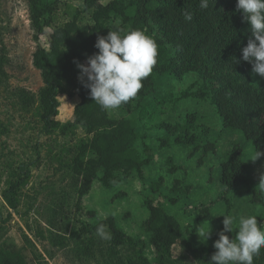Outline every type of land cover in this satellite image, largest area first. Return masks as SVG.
Instances as JSON below:
<instances>
[{
    "label": "rangeland",
    "instance_id": "1",
    "mask_svg": "<svg viewBox=\"0 0 264 264\" xmlns=\"http://www.w3.org/2000/svg\"><path fill=\"white\" fill-rule=\"evenodd\" d=\"M84 1L59 0L55 24L62 25L79 12L81 23L90 24L91 13L84 11ZM102 1L109 4L114 0ZM115 22L120 23L119 17ZM50 31L38 42L28 0H0V264H122V260L140 254L154 261L156 249L142 227L149 214L145 204L149 198H155L173 215L185 234L186 242L174 247L169 264H208L210 250H216L213 244L224 226L221 213L256 217L264 213V205L251 201L253 189L260 188L264 156L250 160L256 151L253 143L242 131L223 127L210 99L183 96L186 91L198 89L196 73H188L183 80L163 76L144 99L145 114L137 123L139 138L135 146L142 158H152L143 168V177L135 173L111 187L95 180L91 191L82 198V210H78L80 179L72 167L89 137L80 128H47L42 119L39 93L45 84L33 55L39 43L49 46ZM223 72L238 75L234 71H214L211 88L217 86L216 78ZM252 76L257 84L264 81L258 74ZM23 89L37 95L34 105L23 104ZM57 99L56 118L64 125L79 99L69 97L64 89ZM140 110L137 108V114ZM187 113L196 115L198 125L210 127L216 144L214 153L199 152L190 157L188 150L175 144L172 137L168 145L161 146L166 132L157 125L182 122ZM124 114L122 106L110 113L112 117ZM235 143L243 148L250 183L226 192L221 182V164ZM169 159L179 167L175 172H170ZM160 178L162 186L154 193L151 184ZM175 181L180 182L181 189L188 186V193L174 192ZM18 182L21 186L16 190L17 207L13 209L5 201L4 192ZM108 217H114L118 228L136 243L112 251L108 240L92 242L89 235L79 234L82 223L96 224ZM201 224L211 225L207 242L197 235L196 228ZM263 254L264 248L254 257V264H264Z\"/></svg>",
    "mask_w": 264,
    "mask_h": 264
},
{
    "label": "trees",
    "instance_id": "2",
    "mask_svg": "<svg viewBox=\"0 0 264 264\" xmlns=\"http://www.w3.org/2000/svg\"><path fill=\"white\" fill-rule=\"evenodd\" d=\"M58 1L28 0L31 23L36 31L35 40L39 42L40 37L51 30L49 46L39 43L33 61L45 84L39 93V102L46 127L80 128L89 137L82 143L81 152L72 167L74 175L80 179L78 210H82V198L91 191L95 180L111 187L135 173L143 177V168L152 158H142L135 146L139 138L137 123L145 114L144 99L163 76L183 80L188 73H196L200 81L198 89L186 91L183 96L210 99L224 128L242 131L255 150L264 151V81L257 84L252 76V64L242 59V48L247 45L251 33L243 14L236 11L237 0H210L207 10L199 9L198 0H114L109 4L102 0H85L84 11L91 13L92 22L82 24L79 12L62 25L54 21ZM185 10L193 13L191 22L183 18ZM116 17L120 23L115 22ZM116 27L144 31L156 41L158 57L151 75L143 80L138 95L121 105L126 114L112 117L94 102L89 96L90 90L78 79L80 70L76 61L87 63V57L98 51L95 48L97 37L107 35L110 28L115 30ZM220 70L234 71L238 75L220 73L216 78L217 86L211 88L209 82L214 78V71ZM61 89L69 97L77 96L79 99L70 120L64 125L56 118L57 95ZM20 92L24 105L36 103V94L25 89ZM137 108H141L138 114ZM157 127L166 132L161 138V146L168 145L172 137L175 144L188 150L190 157L199 152L207 155L216 151L210 127L198 125L194 113H187L182 122H162ZM168 163L170 172L178 170L171 159ZM221 182L226 192L250 183L248 164L238 143L233 145L221 164ZM162 183L163 178L152 182V191L158 192ZM179 184V181L174 182L173 191L188 193L189 187L181 189ZM20 186L21 182L13 183L4 192L5 201L13 209L17 207L15 194ZM171 201L176 199L171 198ZM251 201L264 205V189L254 188ZM226 202L230 205L228 198ZM145 204L149 214L142 227L150 234L149 243L156 249L155 260L150 261L140 254L122 260V264H169V255L174 247L186 242L184 231L179 221L155 198L147 199ZM257 220L264 223V213L257 216ZM100 222L110 233L108 243L112 251L128 243H136L134 238L118 228L114 217L96 224L82 223L79 234L89 235L92 242L100 241L95 234ZM227 234L231 237L235 233ZM215 251L211 249L210 254Z\"/></svg>",
    "mask_w": 264,
    "mask_h": 264
},
{
    "label": "clouds",
    "instance_id": "3",
    "mask_svg": "<svg viewBox=\"0 0 264 264\" xmlns=\"http://www.w3.org/2000/svg\"><path fill=\"white\" fill-rule=\"evenodd\" d=\"M209 6L210 0H198L199 9L207 10ZM236 11L243 14L251 33L242 48V59L252 64L254 74L264 78V0H237ZM183 18L191 22L193 13L185 10ZM110 29L107 35L97 37L95 48L98 51L87 57V63L76 61L80 70L78 79L90 90L89 96L94 102L109 113L138 95L158 57L156 41L144 31ZM262 156L264 151L257 149L250 160L256 161ZM258 186L264 189V173L260 175ZM221 214L224 227L214 241L216 251L208 264H254V257L264 248V223H258L254 215ZM196 232L202 242H207L211 225L201 224ZM229 232L235 234L230 237ZM95 234L102 240L111 239L102 222L97 224Z\"/></svg>",
    "mask_w": 264,
    "mask_h": 264
}]
</instances>
